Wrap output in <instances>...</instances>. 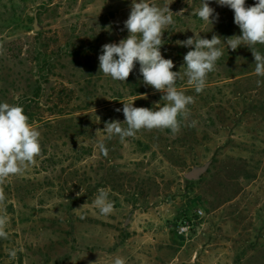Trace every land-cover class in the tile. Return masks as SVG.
I'll return each mask as SVG.
<instances>
[{"label":"rangeland","instance_id":"obj_1","mask_svg":"<svg viewBox=\"0 0 264 264\" xmlns=\"http://www.w3.org/2000/svg\"><path fill=\"white\" fill-rule=\"evenodd\" d=\"M146 2L173 12L160 49L172 71H186L192 49L177 42L195 33L220 36L224 54L202 93L177 80L195 98L178 133L144 129L122 143L103 130L124 122L123 102L166 103L138 63L124 82L99 72L102 46L128 36L132 0H0V103L23 107L42 149L0 184V264H264V77L248 47L223 43L241 34L229 7L210 0L211 25L194 14L201 0ZM101 188L114 204L107 216L93 204ZM184 215L191 222L178 227Z\"/></svg>","mask_w":264,"mask_h":264},{"label":"clouds","instance_id":"obj_2","mask_svg":"<svg viewBox=\"0 0 264 264\" xmlns=\"http://www.w3.org/2000/svg\"><path fill=\"white\" fill-rule=\"evenodd\" d=\"M220 6H227L234 12V23L241 34L223 39V43L232 51L238 47H248L255 60L254 73L264 77V55L256 50L257 44L264 45V0H256L253 6H246L245 0H215ZM210 0H201V6L195 10L201 20L211 25L218 20V13L209 6ZM211 17V19H210ZM173 12L169 5L160 8L149 4L146 0H132L130 14L124 22L128 36L119 43H107L102 46L99 55V72L111 77L114 81L124 82L133 72L136 63L146 86L163 93V106L157 104L156 109L134 107L136 97L131 102H123V123L108 121L104 132L108 138L118 136L123 143L127 138L135 137L141 130L170 129L173 134L181 128V120L190 115L188 105L195 103V98L186 95L177 87V80L187 77V82L199 94L207 87V76L215 71L216 62L223 56L222 38L213 35L211 39L201 38L198 33L184 41L180 46L190 48L183 57L186 71H172L175 67L171 59H165L161 53L164 44L162 39L167 26L172 25ZM262 81H257L258 86ZM139 98H146L141 96ZM116 111H121L116 109ZM126 125L127 127H122ZM193 120L189 127H195ZM40 132L29 123V117L18 104L0 103V184L10 176L22 174L30 165L36 163L41 155ZM99 151L107 156L108 149L103 141L98 144ZM79 195V193H78ZM109 191L98 189L93 204L101 215H110L114 204L109 199ZM5 194L0 189V205L5 202ZM8 224L6 214L0 215V238L8 239L5 230ZM14 259L15 250L9 252ZM114 264H126L125 259L116 257Z\"/></svg>","mask_w":264,"mask_h":264},{"label":"trees","instance_id":"obj_3","mask_svg":"<svg viewBox=\"0 0 264 264\" xmlns=\"http://www.w3.org/2000/svg\"><path fill=\"white\" fill-rule=\"evenodd\" d=\"M200 19V18H199ZM201 20V19H200ZM176 23V22H175ZM172 28V27H171ZM175 29H177V28H175ZM199 35L201 36V38L204 36V33L203 32H201V33H199ZM204 38V37H203ZM109 180H110V182H112L113 183V176L112 177H110L109 178ZM113 186V185H112ZM177 226L178 227H185V226H187L190 222H191V218L190 217H188V216H186V215H184V216H182L181 218H179V219H177Z\"/></svg>","mask_w":264,"mask_h":264},{"label":"water","instance_id":"obj_4","mask_svg":"<svg viewBox=\"0 0 264 264\" xmlns=\"http://www.w3.org/2000/svg\"><path fill=\"white\" fill-rule=\"evenodd\" d=\"M117 43H119V42H117ZM198 172H199V171H194V172L191 173L188 177H189L190 179H194V178H196Z\"/></svg>","mask_w":264,"mask_h":264}]
</instances>
